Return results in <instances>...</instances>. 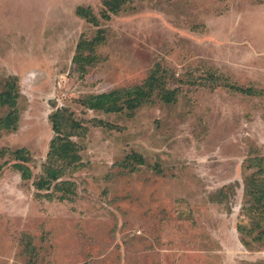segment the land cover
<instances>
[{
	"label": "rangeland",
	"instance_id": "rangeland-1",
	"mask_svg": "<svg viewBox=\"0 0 264 264\" xmlns=\"http://www.w3.org/2000/svg\"><path fill=\"white\" fill-rule=\"evenodd\" d=\"M11 77L0 264H264V199L244 192L264 189V0H0V93ZM154 79L134 113L85 107ZM59 108L83 121L79 161L38 191Z\"/></svg>",
	"mask_w": 264,
	"mask_h": 264
},
{
	"label": "trees",
	"instance_id": "trees-1",
	"mask_svg": "<svg viewBox=\"0 0 264 264\" xmlns=\"http://www.w3.org/2000/svg\"><path fill=\"white\" fill-rule=\"evenodd\" d=\"M108 6V14H104L103 18L109 20L110 15L117 14L119 10V4H113L112 1L105 2ZM78 15L84 17L86 15V10L79 9ZM14 77L10 78V81L6 83V89L0 93V107L7 106L9 108V113L0 119V132L1 131H13L16 130L19 115L17 111V97L18 92L14 89ZM159 80H152L148 83V88L145 86L133 87L124 90L111 91L106 94L93 95L89 97L86 102V108L88 111L101 112L103 114H121V113H134L139 107L144 104L151 102V96L153 93V88H157ZM243 92L241 89H237ZM251 93L252 91H245ZM159 99L170 104L173 102L174 93L167 89H162L160 91ZM83 105V103H80ZM49 121L51 123V130L53 132V139L50 142V146L46 155L45 160L41 164V173L38 177V181L35 187L38 191L44 189V187L50 182H56L61 174V169L57 166V163L61 162L63 165L71 166L79 161L77 156L76 143L73 138L77 135L82 137V132L85 131L82 123L75 119L74 114L70 112L67 108L57 109L50 117ZM94 127H104L111 129L109 124L102 123L100 121L93 122ZM16 160L21 163H28L31 160L29 153L25 149H20L13 152ZM14 169L20 172L21 178L27 181L31 178L28 169L24 168L20 164H15ZM254 181L251 177L246 180V185L244 187L245 196L248 199L246 206L249 202L254 201V204L260 205L264 199V189L261 187V183ZM49 197V196H48ZM63 200V197L60 198ZM264 208V207H263ZM256 211L252 210V207H248L245 211L246 214H253L255 216L258 212H261L257 207ZM242 229L238 227L237 231L240 232Z\"/></svg>",
	"mask_w": 264,
	"mask_h": 264
}]
</instances>
